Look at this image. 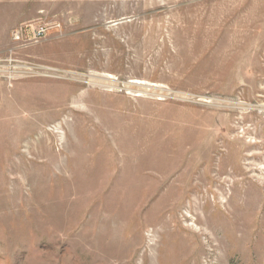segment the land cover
Masks as SVG:
<instances>
[{"label": "rangeland", "instance_id": "obj_1", "mask_svg": "<svg viewBox=\"0 0 264 264\" xmlns=\"http://www.w3.org/2000/svg\"><path fill=\"white\" fill-rule=\"evenodd\" d=\"M0 264H264V0H0Z\"/></svg>", "mask_w": 264, "mask_h": 264}, {"label": "bare ground", "instance_id": "obj_2", "mask_svg": "<svg viewBox=\"0 0 264 264\" xmlns=\"http://www.w3.org/2000/svg\"><path fill=\"white\" fill-rule=\"evenodd\" d=\"M132 138V137H131ZM164 142V141H163ZM130 143V142H129ZM130 144H132V143H130ZM129 145V144H128ZM166 145V144H165ZM133 147H134V144H133ZM165 147V146H164ZM151 148H153V147H151ZM151 150V149H150ZM156 149H154L153 151H155ZM161 151H165L163 148L161 149V147H160V152ZM158 152H159V150H158ZM189 152V151H188ZM148 153V152H147ZM133 154V153H132ZM137 154H138V152H137ZM136 154V155H137ZM136 155H134V156H136ZM125 156V155H124ZM128 156V155H127ZM132 157V159L133 158H135V157ZM126 157V156H125ZM129 157H131V156H129ZM158 157V160L160 159V157L159 156H157ZM138 158V157H137ZM137 158H135V160L137 159ZM141 158H144V157H141ZM166 158V157H165ZM129 159V158H128ZM131 159V160H132ZM169 159V158H168ZM130 160V159H129ZM130 160V161H131ZM138 160H141L140 158L138 159ZM145 160H147L146 158L143 160V161H145ZM142 161V160H141ZM140 161V162H141ZM134 162H136V161H134ZM139 162V163H140ZM153 162V161H152ZM144 163H148V162H144ZM150 163V162H149ZM134 164L135 163H133V166H134ZM161 164V163H160ZM127 164H125V166H126ZM141 165H143L142 163H141ZM140 165V166H141ZM147 165V164H146ZM151 165V164H150ZM155 165H156V163H155ZM154 165V166H155ZM124 166V167H125ZM139 166V167H140ZM135 167V166H134ZM138 167V166H137ZM122 168V167H121ZM125 168H127V167H125ZM129 169V168H128ZM128 169H125L126 171L128 170ZM132 169V168H131ZM139 169V168H138ZM137 169V170H138ZM122 171V170H121ZM120 172V171H119ZM128 172H129V170H128ZM133 172V171H132ZM121 173V172H120ZM98 174V173H97ZM128 174L126 173L125 174V176H119V180L121 181V182H124L125 180H128L129 178H128V176H127ZM130 175H132L131 173H130ZM101 177V176H100ZM115 178V177H114ZM117 179V178H116ZM136 180H137V178H136ZM113 181V180H112ZM72 182V181H71ZM134 184V183H133ZM236 182H234V185H233V187H232V194H231V196H230V198H228V200H227V203L229 204V206H230V204H231V202L232 201H234V197H235V189H236ZM130 185V184H129ZM238 185V184H237ZM223 194H225V193H223ZM247 195H248V193H247ZM253 195V194H252ZM250 197V196H249ZM205 202V201H204ZM215 203L217 204V202L215 201ZM210 205H209V201H206L205 203H204V210L206 209V208H208ZM214 206L216 207V205L214 204ZM230 208H228V210H229ZM203 210V209H202ZM231 210V209H230ZM217 213H219V211H218V209H217ZM206 214V213H205ZM232 215L234 216V227H239L240 225H241V223L243 224V219H242V217L243 216H246L242 211H239V209H235L234 210V212H232ZM207 216V215H206ZM215 217V216H214ZM219 217H220V215H219ZM244 218V217H243ZM221 219V218H220ZM219 219V220H220ZM246 220V219H245ZM209 223V222H208ZM211 223V222H210ZM220 224L222 225V226H227V222H225V221H220ZM245 224V223H244ZM211 225V224H210Z\"/></svg>", "mask_w": 264, "mask_h": 264}]
</instances>
